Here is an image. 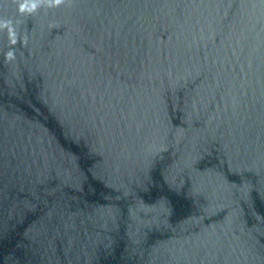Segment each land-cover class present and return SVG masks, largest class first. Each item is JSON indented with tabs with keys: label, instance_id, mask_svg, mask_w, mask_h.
Masks as SVG:
<instances>
[{
	"label": "water",
	"instance_id": "95a60500",
	"mask_svg": "<svg viewBox=\"0 0 264 264\" xmlns=\"http://www.w3.org/2000/svg\"><path fill=\"white\" fill-rule=\"evenodd\" d=\"M0 264H264V0H0Z\"/></svg>",
	"mask_w": 264,
	"mask_h": 264
},
{
	"label": "clouds",
	"instance_id": "9594fccd",
	"mask_svg": "<svg viewBox=\"0 0 264 264\" xmlns=\"http://www.w3.org/2000/svg\"><path fill=\"white\" fill-rule=\"evenodd\" d=\"M55 2L57 3V4H59L60 2H61V0H55ZM21 11H24V7L23 6H21V9H20Z\"/></svg>",
	"mask_w": 264,
	"mask_h": 264
}]
</instances>
